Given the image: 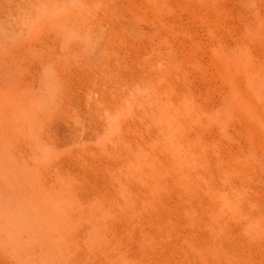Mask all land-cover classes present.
Masks as SVG:
<instances>
[{
  "label": "rangeland",
  "instance_id": "rangeland-1",
  "mask_svg": "<svg viewBox=\"0 0 264 264\" xmlns=\"http://www.w3.org/2000/svg\"><path fill=\"white\" fill-rule=\"evenodd\" d=\"M32 2L33 6L31 5ZM48 5L50 6L48 7ZM85 6L89 8L85 9ZM92 7L95 8L92 9ZM32 14L35 16H32ZM66 15L68 17L67 20L64 19ZM53 19L54 21L56 19V25L51 22ZM57 20H59L60 23L67 21V24H64L66 27L71 22L69 25H74L72 27L76 26V29L73 28V30H70L72 32L67 31L70 29V26H68L69 29L66 30V28L63 27L64 25H58ZM49 23L55 27L58 26V29L55 28L58 33H56L54 26H52V28L48 25ZM141 26H145L144 29ZM60 29L64 32L62 33ZM75 30L76 33L74 32ZM78 33H80V37H78ZM81 35L85 36L81 38ZM60 40L64 43H60ZM238 46H242L248 56L251 53L252 56H249L250 60L252 59L251 63L254 61L256 64H261V62L264 64V0H0V92L3 91L2 93L7 94L14 89L19 98L28 96V101L30 103L25 116L26 118L28 117L27 119H29L30 122H33L35 118L33 113H36V111L37 113L42 112V114L44 113L47 115L52 114L50 116H52L51 121L53 124L48 131V143H52L41 146V150L52 156V159L53 156L56 155L54 157L56 162L52 160L56 164H59L62 157L65 159H62L63 161L60 162L59 165L63 163V167H61L69 173L72 172V176H69L70 178L73 177L71 179L76 183V186L74 184L75 189H72L74 192L72 195L75 193L77 194L73 197V203L75 201L78 202L84 197L85 202H87L88 199H94L92 203H97L94 205V209H97V207L100 209L105 206L106 208H112H109L108 211H105L106 208H101L102 212L105 211L104 216L103 218L99 217L101 220H99V218L93 219L94 222L88 219L90 214L89 211L91 212L92 209H87L90 208L87 207L90 206L89 203L87 202L86 205L81 201L79 202L82 204L75 203L74 206L80 210V217L78 216L77 219V221L80 222V224H78L79 228L78 226L76 227L78 223L76 219H71V221L72 225L74 224L73 228H76L75 230L77 232H80V230V233L85 232L86 227L89 224L93 225V223L94 227H98L100 221L103 222L100 223V227H103H98V229H102L103 231H101L104 232L108 226L107 223H109V218V221L114 220L112 221L113 223L118 222L115 225L119 226L123 224L124 219H121V221L119 218L123 208L120 207L121 205L119 206L115 203V201L118 202L123 200V192L120 191L123 185H121L122 182H119V186L115 184L114 181L117 178L114 175L118 177V169L121 167L124 151H126V153L123 157L128 156L127 153L129 150L125 149L128 148V145H125L124 142H127V144H129L128 142L130 141L139 142L141 138L139 133H144V128V130H146V128H148V130L154 129L152 126H155L154 123L156 124V122L153 121L152 123L148 121L147 124L144 121V124H142V119H139V116H135L137 114H145V109H141V107L148 105L149 102L153 104L156 102L155 100H157V103L154 104L155 107H160L158 103H164L163 106H166V113L169 112L174 118L178 119L181 130L179 147L191 152L195 159V170L193 168L194 172L192 170L189 171L191 174L189 176L193 178L194 184L198 185V191H200V193L203 191L204 194L207 193L209 195V185H215V189L223 187L221 188L222 190L219 189L221 193L220 191L218 193L221 194L222 197L226 195L228 198L230 197L229 199L231 201H234H230L232 205H234V212L232 209L228 208L229 210H226L227 213L224 212L226 216L223 218V213L222 217H220L215 210H211L213 207L211 198H209L210 196H205L203 193L198 194L197 191L196 194L199 197L193 195L197 196L199 200H197V197H195L196 200H194L195 198L193 195L191 196L192 198L188 197L189 193H187V191L174 185L176 182L175 179H177L175 175L177 174L175 173L174 175L173 172L169 171L170 174L173 173L171 175L173 177L171 178L169 177V173L166 174V171L163 170L164 175H168L167 177L162 175L163 179H167V181L171 179L175 182H160L163 188L167 186V191L169 190V192L165 191L166 189L161 188L158 184L162 191L164 190V193H167V196H162V199L164 198L163 201L162 199L159 200L161 205L158 200L154 203V205L156 204V206L160 208H155L151 205L150 207L153 206L154 208L151 209L148 207L150 210H146V212L144 210L145 213L142 211L143 213L141 214L142 216L143 214H145V216L149 214V219L150 216L153 217L154 215L153 218L159 216L161 219H158L159 217L155 219L151 217L152 220H148V216L143 217L145 221L148 220L147 222H144V220L142 222L140 219H134L135 221L126 219L125 221L132 220L134 222L132 225H129L130 228L127 226V230L123 228L125 226L124 224L114 228L115 225L111 222L109 223V227L111 226L110 234L120 228V230H118L120 234L116 233L119 238L123 236V238H121L123 241L125 239V234L129 236L127 232L129 231L131 239L128 238V241H126L129 244L130 239V245L128 246L132 249L129 248L130 250L128 252L125 247V250L128 254H131L134 252V247L136 249V253L134 252V254H136V256L139 254L140 257H137L139 260L141 256L144 257L143 254L145 253V257H142L140 260L142 263H145L142 259L145 260L147 255L149 260L146 259V263L151 260L150 264H180L183 261L182 259L186 257L185 252L192 251L195 247V252L194 250L192 252H194L197 257L198 254L203 253L210 242H218L219 239L215 232L220 230L218 231L220 234H222V232L225 233L224 238L226 239H223L225 246L230 251L237 253V255L243 259V264H264V136H261L262 131L258 125H256L255 128L254 125L248 124L241 114L232 111L230 108L227 110L225 104L227 96L233 95L229 90L233 80L234 84H236L237 87L239 86L238 88L240 89L248 82V79L243 77L242 74L240 75L238 73L239 78L242 77L240 79L238 78V74L232 76V73H230L229 75L228 70H226V64L224 63L228 59L225 56L229 55V58L230 56L232 57ZM249 47L250 49H248ZM219 58H221V61ZM146 64L149 66H146ZM44 66L48 67L47 70ZM38 68L42 69V71L37 72L39 70ZM43 68H45L44 70L46 71H44ZM142 70H145V73ZM233 71L234 69L232 72ZM147 72L151 74L149 75ZM37 73H40V76L46 74L44 75L46 76L44 79L45 87L44 84H42L43 80L37 78L40 77ZM64 74L67 76L65 77ZM135 77H137L138 81ZM38 79L41 80V82H39ZM139 81L142 82L138 83ZM226 81L229 83H226ZM38 83L42 86L36 85ZM142 83H144L145 86L143 87L145 88L131 92ZM146 84L147 86L149 84V88L147 89ZM27 85H32L31 87L34 89L31 90L33 91L28 89L31 87L27 88ZM38 87L42 91L39 89L36 90ZM21 88L23 92L19 90ZM44 89H46V91H44ZM18 90L19 94L16 92ZM28 90L29 92H27ZM30 92L33 97H30L32 96L29 94ZM33 92L36 93V95H34ZM133 93L137 94L132 95ZM76 94L80 97H76ZM126 95H130L129 98L132 109L138 108V110H140H137L134 114V117L139 119L140 124H137L138 119L136 120L134 118L136 122L133 121V115L130 116L131 113H123L124 115L119 114L115 116V118H112L114 117L112 116L114 106L120 104L126 98ZM133 96L135 97L133 98ZM239 96L236 95L238 102L240 99H243V96ZM150 97H152V100ZM88 102L89 104L91 103V110L89 104H87ZM49 106L51 108H49ZM163 106L161 107L163 108ZM90 111H93L95 116H93V112ZM102 115L103 117H101ZM60 117L61 123H58L60 122ZM69 118H74L76 120L71 119L72 122L70 123ZM127 118L129 122L132 120L133 123L131 122L130 124L126 121ZM116 120L120 123V127L115 126ZM34 121H37L34 122V125L38 126L39 120L35 118ZM64 121H66V123ZM82 121L84 125H82ZM97 122H100V125ZM122 122L124 125L127 123V125L130 126H123ZM74 123L77 126H75ZM89 123H92V125L90 126ZM96 123L99 127L96 125L93 129L92 126ZM107 123L111 126L108 129V126H103V124ZM136 124L139 127L142 124L143 126L141 127L143 129L141 127V129L136 127ZM149 124H152L150 128L148 127ZM85 125H87V128ZM133 126L136 127L134 130L138 128L136 132L131 128ZM80 127H82L83 130L81 129V131H78ZM89 127L91 128L88 129ZM75 128L77 129L75 130ZM98 128L100 129L98 130ZM117 128L118 131H116ZM258 129L260 130L259 134ZM100 130L102 131L100 132ZM132 130L135 133V137H137L136 139L133 137ZM140 130L143 132H139ZM114 132H117V135L120 133L118 136H123L124 139H122L124 141L122 139L120 140L117 135L114 136ZM152 132L156 134L157 130L154 129L151 131L153 136L151 134L148 135L149 132L147 131V133L145 132L146 136L142 134V137L145 136V140H147V138L148 140L152 138L154 141L158 133L154 135ZM137 134L138 136H136ZM259 136H261L263 140ZM115 137L118 138V141H115ZM76 138L77 140H75ZM125 138H129L128 140L130 141ZM111 140L117 143H124L123 145H118L119 147L126 146L124 148L125 150H122L123 147L121 149L118 148L117 143L115 145ZM55 145L58 147H55ZM111 146L116 147L113 149ZM117 148L120 150L117 151ZM72 151L73 154H76H74L76 158L72 154ZM122 151L123 153L121 154ZM69 152L70 154L68 155H71L70 159L72 160L74 157V161L68 158L69 156L67 153ZM119 153L122 155L121 158H119ZM60 155H62V157ZM64 155L67 158H65ZM59 156L61 157L60 159ZM159 156L163 157V159L165 158L161 153ZM164 160L166 161L167 158ZM112 169H114L113 171L115 172H112ZM182 171H178V173ZM116 172L118 173L116 174ZM191 172H193V174ZM142 173L146 174L147 172L143 171ZM182 173H184V176L188 175H186L188 172L185 169ZM143 174H141L142 179L145 178V174ZM78 176L81 178L83 176L85 179L82 180L79 177V179H81L79 180L77 179ZM149 177L150 176H146L147 180H150ZM110 179L112 184L109 183ZM119 179L121 178L119 177L118 180ZM85 180H87V184L84 182ZM118 180L116 181L117 183ZM79 182L81 183L79 184ZM131 182L132 181L129 183L133 185ZM77 183L79 185H85L84 187L86 189H84L83 186H80L81 188L83 187L80 189ZM165 183L167 184L166 186ZM171 183L174 184L172 185ZM136 184L137 187H135L136 185L128 186L131 193H134L131 196L134 200L137 197L138 199L136 198V201L138 200L139 202L140 197H134L135 194H137V191L138 193L140 191L138 194L140 195L142 191L144 193L146 189L144 186V188L140 187L142 184ZM168 185L172 186L175 190L178 188L181 191L177 189L178 193L176 191L171 193V187L169 188ZM118 187H120V189ZM132 187L135 188L133 192ZM226 187L230 192L229 190H225ZM136 188H142L144 190H138ZM77 189H80V191ZM233 190L234 192L236 190L235 193L239 195V199L235 193L231 195ZM81 191L83 194H80ZM183 191L188 195L186 193L187 196L182 194L181 192ZM217 191L218 190H215V193H217ZM120 192L122 195H120ZM225 192H229L228 194H230V196L225 194ZM179 193L186 197L179 195ZM172 194L174 196H172ZM203 196L207 199L205 200ZM75 197H77V199ZM179 197L181 199H179ZM208 198L210 203L207 201ZM188 200H192V203L194 201V204L191 202L189 203ZM110 201L111 204L109 205ZM113 201L114 205L112 204ZM164 201H167V207H165L167 204ZM184 201L185 204L188 203L186 206H184ZM239 202L240 204L242 203V205H240ZM181 204H184V207ZM208 205L211 206L207 208ZM187 206L189 208H187ZM192 206H194L193 209H191ZM114 207H119L115 208L119 210H114ZM166 208H169L170 212L172 210L174 215H170V212H166L168 211ZM82 209H87L88 212L87 210L84 211H86L85 213H88V215L85 216ZM154 209L156 211L162 209L161 212L164 210L165 213L162 212V214L158 212V214ZM208 209L210 211H208ZM109 211H111V215L107 213ZM113 211H118V217L114 215L116 212L114 213ZM149 211H152L154 215H151L153 213H149ZM211 211L212 213L209 215L212 214L214 217L208 215ZM235 212L239 214L238 217ZM186 213H189L191 216L189 215L190 217H188ZM228 213H233V215H229ZM242 213H244V215ZM160 214L163 216H170V218L162 217ZM245 214L246 217L250 215V219H247ZM252 214L253 216L258 215V217L261 218L258 219L257 216L256 218H251ZM111 216H113V219H111ZM233 216L235 218H233ZM217 217L218 219H215ZM219 217L223 219L220 220ZM106 219L107 221H105ZM81 223L82 225L85 223V226H82ZM130 223L131 222H129V224ZM95 224L98 226H95ZM139 226L142 228H144L143 226H145V228L147 227L146 231L144 230L145 228L141 229ZM81 227L85 229L82 231L83 228ZM127 227L125 226V228ZM132 227H134V229L138 228L134 231ZM107 229L108 230L105 232L109 233V228ZM121 229H123L124 234H122ZM139 230H144L148 235L142 236L143 233L138 232ZM150 234L152 235L150 236ZM128 236L125 237L127 238ZM139 236L141 240L143 237L147 240H144L145 242L142 240L141 242L138 238ZM134 237L136 240H134ZM150 238L153 242L149 241L151 240ZM126 241L124 242L126 243ZM147 242H150L149 245ZM138 243H141V249ZM143 243H146L145 247ZM151 243L153 244L150 245ZM132 244L135 245L131 246ZM123 245L126 246L125 244ZM83 246L84 248H82V246L81 248L85 249L84 244ZM153 246L155 248H153L154 250L152 249ZM196 248H201L202 253L201 249L197 250ZM146 249H148V251H146ZM143 250L144 252H142ZM152 250L155 252V256L152 255ZM146 252L148 253L146 254ZM174 254L181 257H178V259ZM99 256L101 257V255ZM99 256L96 257L97 264H103L102 258ZM98 259L100 260L98 261ZM199 262L200 261L196 258V264H201V262ZM84 263H88L87 258L84 259Z\"/></svg>",
  "mask_w": 264,
  "mask_h": 264
},
{
  "label": "bare ground",
  "instance_id": "bare-ground-1",
  "mask_svg": "<svg viewBox=\"0 0 264 264\" xmlns=\"http://www.w3.org/2000/svg\"><path fill=\"white\" fill-rule=\"evenodd\" d=\"M51 4H53V3H51ZM31 5L33 6V2H32ZM49 6L50 5H48V7ZM87 8H89V7H86L85 6V9H87ZM94 8L92 7V9H94ZM78 10H80V9H78ZM249 10H250V8H249ZM33 15L34 14H32V16ZM47 17H48V15H47ZM68 17L70 18L69 14H68ZM68 17L66 15V18H64V19L67 20ZM59 20H60V18H59ZM59 20H57L59 26H60V24H62V25L67 24V21L66 22L63 21L64 23H60ZM51 22L53 24L55 23L54 25L57 24L56 23V19H55V21L53 19V21H51ZM69 24H68V26H70V29L68 28V26L67 27L65 25L63 26V27L66 28V30L69 29L67 31L73 30V28L76 29V26L75 27H72L74 25H69ZM48 25H50V27L54 26V25H51L50 23ZM141 27L144 29L145 26L144 27L141 26ZM55 28L58 29V26L57 27L54 26V29ZM79 29H80V27H79ZM243 30H245V29H243ZM55 31H56V29H55ZM77 31H80V30H77ZM61 32H62V30H61ZM70 32H72V31H70ZM74 32L76 33V30ZM56 33H58V32L56 31ZM75 33H72V34H75ZM80 33H83V32H80ZM80 33H78V35ZM23 34H24V32H23ZM62 36H64V35H62ZM82 36H85V35H81V38H82ZM92 36H94V35H92ZM78 37H80V35ZM66 38H64V39H66ZM44 40H42V41H44ZM63 41L60 40V43L63 44L64 43ZM66 41H65V43H66ZM114 42H115V40H114ZM219 45H221V44H219ZM61 46H64V45H61ZM64 47H66V46H64ZM248 49H250V47ZM223 53H224V51H223ZM250 55H251V53H250ZM228 56H225L228 59L226 58L227 61L224 62L226 64V70H228V74L230 75V73H232V76H234L235 74H238V73L240 75L242 74L243 77H245V78L248 79V82H247V84L243 88L241 87V89L238 88L239 86L237 87L236 84H234V80L231 83V85L229 84L230 85V89H229L230 90V93H233V95L231 94L230 96L228 95L229 97L227 96V100L225 101L226 108H227V110H228V108H230V109H232V111H236L237 113L241 114V116L243 117V119L248 124L254 125L255 128H256V125H258L261 128V131H262L261 132L262 133L261 136H264V64H262L261 61L260 62H261L262 65L261 64H256V62L254 63V61L251 63L252 59L250 60V57L243 50V47L242 46H238L237 47V49L234 52V54H233L232 57L230 56V58H229ZM225 57H224V59H225ZM219 59L221 61V58H219ZM256 60H257V58H256ZM263 62H264V60H263ZM147 64H146V66H149L150 65V63H149V65H147ZM222 64H223V62H222ZM44 67H46V66H44ZM40 68H38L39 70L37 72L42 71V69H40ZM47 68L48 67H46V70H47ZM44 69L45 68H43V70ZM233 69H234V71L232 72ZM46 70H44V71H46ZM150 70H154V69H150ZM42 73H45V72H42ZM37 74L39 75L40 73H37ZM239 74H238V78H239ZM44 75H46V74H44ZM44 75H42V76H44ZM64 75H65V77L67 76L66 74H64ZM141 75H143V74H141ZM42 76L37 77V78L43 80L42 81V84H44V87H45V82H44L45 80L44 79L46 78V76H44V77H42ZM26 78H27V76H26ZM26 78H24V79H26ZM135 78L137 79V77H135ZM240 78H242V77H240ZM139 79H140V77H139ZM144 79H146V78H144ZM41 80H39V82H41ZM226 80H229V79H226ZM137 81H138V79H137ZM52 82H53V80H52ZM140 82H142V81H139L138 83H140ZM157 82H158V80H157ZM144 83H142L141 85L139 84L140 86H137L131 92L139 91L140 89L145 88V87H143V86H145ZM226 83H229V82L226 81ZM236 83H237V81H236ZM149 84H148V86H149ZM32 85H33V83H32ZM36 85H39L40 86V83H38ZM109 85H107V86H109ZM31 86L30 85L29 86L27 85V88L28 87H31ZM146 86H147V84H146ZM148 86L146 87V89L149 88ZM153 86H154V84H153ZM28 89L31 90V89H34V88L31 87V88H28ZM37 89H39V87L36 88V90ZM42 89H43V87H42ZM19 90H21V92H23L22 91V88L19 89ZM19 90L16 91V92L18 93ZM39 90H41V89H39ZM31 91H33V90H31ZM44 91H46V89H44ZM141 91H143V90H141ZM2 92H0V264H85L84 263V259H86V258L88 259V263L87 264H97L96 257L99 256V255H101V257L100 256L99 257L102 258L103 264L104 263L105 264H139V263L140 264H150V261L151 260L148 263H146V261H145L146 259H148L147 258V255H146L145 260L142 259V261H144L145 263H142L140 261L143 256H141L140 260L137 259V257L139 258L140 256H139L138 253H137L138 254L137 256H136V254H134V252L136 251V249L134 247H133V249H134L133 251L134 252L131 251L133 253L128 254V252L130 250L129 248H131V247L128 246V245H130V239H131L130 232L129 231H127L129 233V236H128V234L127 235L125 234V236H128V237L126 238L124 236L125 239L123 241L121 239V238H123V236L121 238H119V236H118V234H120V233H118V232H120V231H118V230H120V228H118L117 231H114L113 233L110 234V227L111 226L109 227V223H111L112 221H114V220L109 221L110 218L108 219V222L109 223L106 222L107 225H108L107 228H109V231H108L109 233L105 232L106 230H108L106 227H105L106 230L104 232H102L103 231L102 229H101L102 231L100 229H98V227H100V225H101L100 223H103L101 221H100V223H98L99 226L97 224H95V226L97 225L98 227H94V223H93V225H90L89 224L90 225V226L88 225L89 227L86 225L88 227V228L86 227V229L83 228V227H81V228H83L82 231L84 229L86 230L85 232H82V233H80L81 232L80 229H79L80 232H77L75 230L76 228H73L74 227V224L72 225L71 219H76V221H77L78 216H79V212H80V210H78L79 208H77L76 206H74L75 203L84 202L85 203L84 205H86L87 202L89 203L90 206H87V207H90V208H87V209H91V208L92 209H91V212L89 211L90 214H89V218L88 219H91V221L93 219L94 220L95 219H98L99 217L103 218L105 211H108V209L110 207L109 206H108L109 208H106V206L103 207V208H106V210L103 211V212L101 211L103 209L101 206L100 207L102 209L101 208L99 209L98 207H97L98 210L97 209H94L95 208L94 205L97 204V203H92V201L94 199H88L87 202H85L84 201V197H83V199H80L79 200L81 202L75 201L73 203V201H74L73 200V197H74V195L76 196L77 194L75 193L74 195H72V193H74L72 191V189H75V186H76V183H74V181L71 179L73 177L70 178V176H72L71 175L72 172L69 173L68 171L64 170L62 168L63 167L62 166L63 163L61 165H59L60 162H62L65 159H63L62 155H60L63 160L61 159V161L59 162V164H56L55 163L56 161L54 160V157L56 156L55 154H54L55 156H53V159H52V156H50L49 154H46L45 152H43L41 150L42 149L41 146H46V145H48L50 143V142L48 143V139H49V135H48L49 132L48 131H49V128L51 127V125L53 124V122L51 121L52 120L51 119L52 116H50L52 114L47 115V114H44L43 113L44 114L43 115L42 112L41 113H37V111H36V113H33L34 114V117L36 118V120L37 119L39 120L38 126H36V125H34V122H37V121H34L35 118H34L33 122H30L29 119H27L28 117L26 118V116H25V113L29 109V103H30L28 101V96H25L24 98L23 97L22 98H19L17 96V94L15 93V90L14 89H12L7 94H4ZM27 92H29V90ZM112 92H113V90H112ZM117 93H118V91H117ZM29 94L32 95L31 92ZM33 94L36 95V93H34V92H33ZM136 94L133 93L132 95H136ZM119 95H121V94H119ZM124 95H125V93H124ZM236 95L243 96L242 97L243 99H240L239 102H238V100L236 98ZM75 96L77 97L78 95L76 94ZM129 96L130 95H128V96L126 95V98L120 104H118L117 106H114V108H113L114 111H113V115H112L114 117H112V118H115V116H117L119 114L131 113L130 116L133 115L132 116L133 117L132 118L133 121H135V119H136L135 117L139 116L138 118L139 119H142V121H143L142 124H144V121L147 124H148V121H151L152 123H153V121L156 122V124L154 123L155 126H152V127L157 130V133L158 134L156 133L157 136H156V139L154 141L150 137L149 138L152 141L150 139L148 140L147 137H146L147 140H145V136H146L145 132L147 133V131H148L149 132L148 135H149V134H151V131H153L154 129L153 128H152L153 130L149 129V130H151V131H149L148 128H146V130H147L146 131V130H144L145 128L143 129L141 127V126H143L141 124L140 127L144 131V133H142V134H144L145 136L143 135L144 137H142V134L139 133V135H141V138H143V139H141L140 137H138V138H140V141L139 142L137 140H136L137 142H133V141L128 140L129 138H125L128 141H130V142H128L129 144H127V142H124L125 145H128L127 146L128 148H125L126 146H122L124 143H117V142H114V140H111V141H113V143H115V145H116V143H117V145L118 144L119 145L122 144L121 146L123 148L122 147H119V145H118V148H120V149L122 148V150L124 148L127 149V150H129L128 153H127L128 154L127 157H123L125 155L126 151H124V155L123 156L121 155L123 153V151L121 152V154L119 153L120 154V157L119 158H121V156H122V159L123 160L121 161V159H120V161L122 162V164H121V167L118 169L119 170L118 171L119 174H117L118 172H116V174L118 175V177L116 175H114L117 178L114 181L115 184L117 186H119L118 185L119 182L120 183L122 182L121 185H123L122 188H121L122 190H120V191L123 192V195L120 192V195L123 196V200H121L122 202L121 201L116 202L115 200L114 201L119 206L121 205L120 207L123 208V210L121 209L122 210L121 211L122 214L119 215V218H120V220L121 219H124L123 221L126 222L127 225L124 222H123V224L126 227L127 226L129 227V225H132L134 223L133 221H135L136 219H140V221L142 220V222H143V220L145 219V218H143L145 216V214H143V216L141 214L144 212V210L146 212V210H150L149 208H151V209L154 208V207L155 208L156 207L157 208H160V207L156 206V204L154 205V203H156V200H158V201L161 200L163 195H164L163 197H165V195L167 196V193L166 192L164 193V190L162 191V189H161V188H163V186L160 185V182H168L169 181V180L167 181V179H163V176H165V177L168 176V175H166L167 173H169V175H170L169 177H171V178L173 177V176H171L173 173H174V175H175V173L177 174V175H175V176H177V179H175L176 182L170 179L169 183L171 181L175 182V184L173 183L174 185L178 186L180 189H182L184 191H187V193H189V196L188 197L192 198L191 196L193 194L194 195H197L196 192L198 191V187H197L198 185H195L194 182H193V180H192L193 178H191L189 176V175H191L189 173V171H191V170L193 171V168H194V166L196 164L194 162L195 159L193 158L191 152L186 151V150H183V149H181V147H179V138L181 137V130H180V127H179L178 119L177 118H174L171 115V113H169V112L166 113V111H165L166 110L165 109L166 106H163L164 103L163 104L162 103H158V105L160 107H158V106L155 107L154 104L157 103V100H155L156 102H154L153 104L149 102L148 105H145L144 107H141V109L142 108L145 109L144 110L146 112L145 114L141 112L142 114H140V115L137 114L135 116L134 114L136 113V111L138 110V108L137 109H132ZM138 96H139V94H138ZM149 96H150V93H149ZM30 97H33V95L30 96ZM78 97H80V96H78ZM134 97L135 96H133V98ZM151 98L152 97H150V99ZM76 100H78V99H76ZM83 101H84V99H83ZM68 102H69V100H68ZM57 103H58V101H57ZM65 103L67 104L66 101H65ZM87 104H89V102ZM92 104H93V101H92ZM137 105H138V103H137ZM38 106H40V105H38ZM161 106H163V108ZM89 107H90V110H91L92 109L91 108V103L89 104ZM89 107H88V109H89ZM108 107H111V106H108ZM39 108H41V107H39ZM49 108H51V107L49 106ZM53 108H55V107H53ZM107 109H109V108H107ZM139 109H140V107H139ZM44 111H46V110H44ZM138 111H140V110H138ZM90 112H93V111H90ZM110 112H111V109H110ZM33 114H31V115H33ZM92 115L95 116L94 112L92 113ZM93 116H92V118H93ZM130 116H127V117H130ZM61 117L59 118V121H60ZM101 117H103V115ZM92 118H91V120L93 121ZM71 119L76 120L74 118H71ZM99 119H101V118H99ZM103 119H105V118H103ZM129 119H131V118H129ZM139 119L137 120L138 121L137 124L139 123ZM70 120H69V122L71 123L72 120L71 121ZM126 121H128V118L126 119ZM133 121L131 120L130 122L129 121L128 122L131 124V122L133 123ZM64 122L66 123V121H64ZM58 123H61V121L58 122ZM97 123L96 124H93V126H92L93 129L96 127ZM124 123H125V121H124ZM124 123L122 122V125L123 126H130V125H127V123L124 125ZM137 124H136V127H139V126H137ZM82 125H84V122H83ZM82 125H79V126H82ZM89 125L91 126L92 123L91 124L89 123ZM99 125H97V127H99ZM133 125H135V124H133ZM151 125L152 124H149L148 127L150 128ZM75 126H77V125L75 124ZM86 126L87 125H85V127ZM103 126H106V127L108 126L107 129L109 127H111L108 123L107 124H103ZM115 126L120 127V123L117 120L115 121ZM71 127H72V124H71ZM133 127H131V128L134 130L136 127H134V128ZM77 128H75V130ZM90 128L91 127H89L88 129H90ZM72 129H73V127H72ZM81 129L83 130V128L80 127V130L78 129V131H81ZM99 129L100 128H98V130ZM121 129H122V127H121ZM98 130H97V132H98ZM133 130H132V132H133V135H134L135 134L134 131L136 132V130H134V131ZM78 131H76V132H78ZM101 131L102 130H100V132ZM116 131H118V128L116 129ZM141 131L142 130H140L139 132H141ZM259 131L260 130L258 129V134H259ZM111 133H112V131H111ZM116 133L114 132V136L117 135ZM152 133L154 134L155 132H152ZM108 134H110V133H108ZM156 134H154V135H156ZM118 135H117V137H119ZM183 135H184V131H183ZM136 136H138V134ZM261 136H259V137H261ZM72 137H73V135H72ZM117 137H115L116 138L115 141H118L117 140L118 139ZM133 137H135V135ZM133 137H132V140H133ZM119 138L121 140L123 138V136H121ZM136 138L137 137H135V139ZM263 138L261 137L262 140H263ZM111 139H114V138H111ZM58 140H59V138H58ZM75 140H77V138ZM119 142H122V141H119ZM263 142H264V140H263ZM55 147H58V146L55 145ZM111 147L114 149L116 146H114V147L111 146ZM118 148H117V151L120 150ZM53 150H54V148H53ZM73 151H72V154H73ZM117 151H116V153H117ZM160 153L162 154V156L164 155V157L167 158V160H168V161L166 160L167 163L164 160L165 158L163 159V157L159 156ZM61 154H62V152H61ZM68 154H70V152L67 153V155ZM117 154H115V155L118 156ZM75 155H74V157H75ZM60 156H59V159L61 158ZM68 156H69L68 158L70 159L71 155H68ZM74 157L72 159L73 161L75 160ZM65 158H67V157L65 156ZM119 158H117V159H119ZM69 159H67V160H69ZM52 160H54L55 162L52 161ZM114 166H116V165H114ZM114 168H117V167H114ZM182 169H183V171L185 169L188 172V173H186V175L188 174L187 176H184V173H182L183 172ZM113 170L114 169H112V172H115ZM163 170L166 171V174L165 175L163 173ZM194 170H195V168H194ZM143 171L144 172H147L146 174H149V175H146L144 173L145 174V178L144 179L141 178V174H143L142 173ZM169 171L170 172H173V173L170 174ZM178 171H182V172L181 173L180 172L178 173ZM193 172H191V173L193 174ZM146 176H150L149 177L150 180H147ZM79 177L80 176H78L77 179H79ZM119 177L121 179L118 180ZM74 178H76V177H74ZM113 178H111V179H113ZM81 179L83 180L85 178L82 176ZM81 179H79V180H81ZM111 179L109 181L110 184H112ZM117 180H118V183L116 182ZM121 180H123V181H121ZM130 181H132L131 183H133V185H136L135 187H137V184L136 183H138L140 185L142 184L140 187H142V188L145 187V189H146V191L144 193L142 191V194H140V195H138L140 193V191H139V193L137 191V194H135L134 197H136V196L140 197L139 198L140 199L139 202H138V200L136 201V198L137 197L134 200V198L131 196L134 193L132 194L131 193V190L129 189V186L128 185H132V184L129 183ZM84 182L87 184V180H85ZM80 183L81 182H79V184ZM74 184H75V186H74ZM115 184H114V186H115ZM158 184L161 186V188L159 187ZM166 185L167 184L165 183V186ZM80 186H83V185H79L78 186L80 189H82L85 185L82 188ZM214 186L209 185V188L207 187L209 189L208 190V192L210 193L209 195L207 193L204 194L203 191H202V193L205 196H210L209 198H211L212 207L214 208V209L211 208V210H213V211L215 210V212L218 213L220 217H222V215H223L224 212L227 213L226 210L232 209V211H233L234 205H232L231 202H234V201H231L229 199L230 197L228 198L226 195H224V197H222L221 194L218 193L220 191L219 189H221L223 187H221V188L217 187L219 189H215ZM78 187H76V188H78ZM166 187L163 188V189H166L165 191H167V188ZM168 187L169 188L171 187L170 188L172 190V191L170 190L171 193L173 191H176L177 192V189L178 188H176L175 186L174 187L176 188V190L173 189L172 186H169L168 185ZM199 187H201V186H199ZM118 188L120 189V187H118ZM130 188H131V186H130ZM80 189H77V190L80 191ZM84 189H86V188L84 187ZM133 189H135V188L132 187V192H133ZM136 189L139 190L140 188H136ZM180 189H178V191ZM142 190H144V189H142ZM215 190H218L217 193H215ZM225 190H227V187H226ZM225 190H223V191H225ZM236 190H235V192H236ZM82 191H81V193L80 192L79 193L80 194H83L84 191L83 192ZM184 191L181 192V193L182 194H185L186 192H184ZM237 191H239V190H237ZM167 192H169V190ZM229 192H230V190H229ZM235 192L233 190V192L231 193V195L233 193H235ZM240 192H242V191H240ZM79 193H78V196H79ZM199 193H200V191H198V194ZM202 193H200V194H202ZM220 193H221V191H220ZM228 193L225 192V194H228ZM182 194L179 193V195H182ZM194 195H193L194 198L198 196V195L197 196H194ZM122 196H121V198H122ZM172 196H174V195L172 194ZM176 196H178V195H176ZM182 196H184V195H182ZM186 196H184V197H186ZM228 196H230V194H228ZM237 196H238V199H239V195H237ZM184 197H182V198L185 199ZM198 197H197V200H199ZM75 198L77 199V197H75ZM209 198H208L207 201H209ZM166 199H167V197H166ZM179 199H181V198L179 197ZM204 199L206 200L207 198L204 197ZM116 200H118V199H116ZM163 200H164V198L162 199V201ZM194 200H196V198ZM111 201L109 202V205L111 204ZM114 201L112 202L113 205H114ZM179 201H181V200H179ZM185 201H184V204H185ZM191 201H189V203ZM164 202H166V204H167V201H164ZM182 202H183V200H182ZM240 202H239V204H240ZM242 202H243V200H242ZM209 203H210V201H209ZM184 204H181V205L183 206ZM187 204L188 203H186L184 206H186ZM192 204H194V201H193ZM77 205H79V204H77ZM151 205H153L154 207L153 206L150 207ZM160 205H161V202H160ZM240 205H242V203ZM167 206H168V204L165 205V207H167ZM188 206H190V205H188ZM188 206H187V208H189ZM210 206L211 205H208L207 208L210 207ZM193 207L194 206H192L191 209H193ZM115 208H119V207H114V210H119V209H115ZM144 208H146V209H144ZM87 209H84V210H87ZM110 209H112V208H110ZM163 209H164V207H163ZM166 209H168V211H166V212L169 213L170 212L169 211V208H166ZM209 209H208V211H210ZM161 210L162 209H159L158 211L155 210V212H157V213L158 212L159 213L164 212V210L162 212H161ZM234 210H235V208H234ZM238 210H239V208H238ZM85 212L86 211H84L83 214H85V216L88 215V213H85ZM87 212H88V210H87ZM110 212L111 211H109L107 213L110 214ZM113 212L114 213L116 212V214H114V215H117V213H118V211H113ZM150 212H152V211H149V213ZM248 212H249V210H248ZM210 213H212V211L209 212L208 215ZM226 213H224L223 218H224V216H226L225 215ZM162 214H160V216ZM172 214L173 213H172V210H171L170 215H172ZM228 214L229 215H231V214L233 215V213H228ZM236 214H235V216H236ZM242 214L244 215V213H242ZM148 215L146 214L145 217H147ZM151 215H154V213L151 214ZM186 215H188V217L191 216L189 213H186ZM211 215H209V216L211 217ZM238 215L239 214H237V217H238ZM256 216L258 217V215H256ZM256 216L255 215L253 216V214H252L251 215V218L252 217L253 218L254 217L256 218ZM112 217L113 216H111V219H113ZM117 217H118V215H117ZM151 217L152 216H150V219H151ZM158 217H155V218H158ZM162 217H166V218L168 217V219L170 218V216H166V215L165 216L162 215ZM171 217H174V216H171ZM220 217H219V219L222 220L223 218H220ZM245 217H246V214H245ZM245 217H244V219H245ZM249 217H250V215H248V217H246V218L248 219ZM101 218H99V220H101ZM105 218H107V217H105ZM147 218H148V220H150L149 219V216ZM155 218H153V219H155ZM233 218H235V217L233 216ZM260 218L261 217H258V219H260ZM126 219H132L133 221L132 220H130V221L127 220V221L131 222L129 224V222L125 221ZM158 219H161V218L159 217ZM215 219H218V217L215 218ZM105 221H107V219ZM147 221L144 220V222H147ZM117 223L118 222L113 223V224L115 225ZM78 224H80V222L77 223L76 227L78 226ZM104 224H102V225H104ZM113 224H112V227H113ZM119 224H120V221H119ZM123 224H121V225H123ZM81 225H82V223H81ZM121 225H119V226L118 225H115L114 228L120 227ZM82 226H85V223ZM125 226L123 228L127 230L128 227L125 228ZM102 227L103 226H101L100 228H102ZM134 227H132V228L134 229ZM139 227H141V226H139ZM143 227L145 228V226H143ZM78 228H79V226H78ZM137 228H135V229H137ZM144 228L141 227V229H144ZM146 228L144 229L145 231H146ZM135 229H134V231H135ZM144 230L143 231L142 230H139L138 232H140V233L142 232L143 233L142 236H146L147 233H145ZM121 231H122V234H124L123 229H121ZM130 231H132V230H130ZM218 231H220V230H218ZM218 231L215 232L216 235L218 236V239H219L218 242L217 241L216 242H210L209 243V246L206 247V249L203 251V253H202V249L200 248L202 254H198L197 257L195 256L196 254H194L195 247H194V249H192V251L194 250V252H192V251L185 252V254H186V257H184L185 260L181 258L183 261L180 264H196V258H197V260H199L201 262V264H243V259L239 255H237V253H235L233 251H230L225 246V243L223 242V239H226V238H224L225 237V235H224L225 233L222 232V234H220V232H218ZM132 233H134V232H132ZM144 233H145V235H144ZM148 233H150V232H148ZM137 235H138V233H137ZM151 235L152 234H150V236ZM133 236H135V235H133ZM128 238H130L129 239V244L127 242L128 241L127 240ZM138 238L140 239L141 242H142V240L143 241L144 240H147V239H144V237L141 240L140 236ZM134 240H136L135 237H134ZM124 241H126V243ZM149 241L153 242L152 239L149 240ZM136 243H137V241H136ZM149 243L147 242L148 245H149ZM83 244L85 245V249H82V248H84ZM123 244H125L126 246H124ZM140 244L141 243H138V245H140ZM152 244L153 243H151L150 245H152ZM133 245H135V244H132L131 246H133ZM145 245H146V243L143 246L145 247ZM81 246H82V248H81ZM125 247H126V250L128 252L125 250ZM139 248L141 249V245H140ZM149 248H151V247H149ZM153 248H154V246L152 247V249ZM143 249H145V248H143ZM200 249H197V250H200ZM153 250L151 252H153ZM146 251H148V249H146ZM142 252H144V250ZM147 253L148 252H146V254ZM154 253L155 252H153V254H152L153 256H155ZM176 254H178V253H176ZM143 255L145 257V253ZM172 255H173V253H172ZM174 256H176L177 258L179 257V256H177L175 254H174ZM99 260L100 259H98V261ZM177 262H178V260H177ZM166 264H169V263H166Z\"/></svg>",
  "mask_w": 264,
  "mask_h": 264
}]
</instances>
